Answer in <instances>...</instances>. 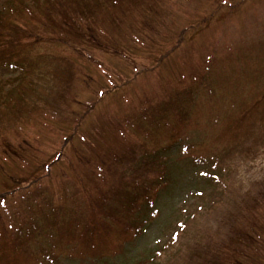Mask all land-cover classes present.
I'll list each match as a JSON object with an SVG mask.
<instances>
[{
    "label": "trees",
    "instance_id": "trees-1",
    "mask_svg": "<svg viewBox=\"0 0 264 264\" xmlns=\"http://www.w3.org/2000/svg\"><path fill=\"white\" fill-rule=\"evenodd\" d=\"M145 1L6 0L0 9V68L14 67L19 72L13 78L0 80V118L8 122L4 135L12 133L20 124L31 127L36 117L33 110H39L40 104L45 107L53 105L52 93H42L67 92L66 86L77 77V63L48 52L47 46L62 44L78 59L89 57L93 47L90 42L106 40L109 34L119 35L126 16L119 18V12L130 5L128 10L140 17L136 10L147 5L153 7L152 3ZM151 1L161 2L162 8L170 0ZM189 1L184 3L187 5ZM102 9L109 10L117 18L103 15ZM166 13L167 7L164 14L155 11L153 24L143 23L142 30L150 31L145 32V38L146 34L159 31L157 28L164 23L161 20ZM103 17L105 20H101ZM256 42L252 47L243 44L244 53L264 48V41ZM114 54L117 55L115 50ZM217 66L222 71L226 64L221 61ZM61 80H66L64 86L58 87ZM217 83L218 79L196 76L190 82L191 86L187 84L184 90L175 92L170 89L173 93L164 100L133 108L132 113L139 112L129 113L124 118L131 117L126 123L129 132L116 118L106 120L104 124L111 126L104 131L100 129L105 149L96 142L88 150L81 151L83 165L88 167V172L85 171L77 186L70 182L71 189L63 183L61 187L65 191L69 188L70 192L58 197L57 205L43 191L35 194L42 198L40 204L30 197L36 211L29 206L18 214L12 213L15 218L19 217V228H11L5 243L0 246V264H18L19 261L36 258L38 254L25 251L21 240L22 232L29 226L36 231L35 236L39 235L38 232L41 235L46 232L49 240L71 238V243L83 241L91 249L97 248L101 241L107 243V239L116 233L122 241L114 252L122 254L123 244L141 235L143 229L162 214L156 204L175 183L171 170L174 164L169 161L173 156L168 154V149H171L169 143L173 145L191 139V132L197 130L198 125L205 133L201 154L186 159L190 161L188 169L180 172L188 173L187 183L195 178L212 180L222 190L207 207L209 211L203 220L199 219L200 213L186 211L184 221L164 245L129 264H259L264 260V175L247 180L238 175L242 165L257 161L264 150V96L261 98V92L249 93L251 99L259 96V100L248 105L247 94L243 96L240 92L245 87H240L227 100L217 98L214 101L215 92L211 86ZM258 90L264 92V84L260 86L258 82ZM238 95L239 99L235 97ZM32 97L39 101L31 100ZM204 99L206 103L216 105L217 111H220L219 103L227 105V110L229 104L231 107L221 122L207 119L212 120V128L204 123L203 116L207 115L201 108ZM237 114L239 116L236 117ZM164 123H169V126L162 127ZM4 124L0 122V128ZM1 131L3 129L0 136ZM169 132L168 142L159 145V136ZM206 141L211 146L208 150ZM2 147L0 143V149ZM186 149H193V145H186L183 150ZM179 159L175 158L176 163ZM180 182L175 186H185L189 193L193 184ZM88 189H92L93 194ZM45 250L43 258L40 257L41 263L57 264L53 249ZM93 256H100V252H94Z\"/></svg>",
    "mask_w": 264,
    "mask_h": 264
},
{
    "label": "rangeland",
    "instance_id": "rangeland-1",
    "mask_svg": "<svg viewBox=\"0 0 264 264\" xmlns=\"http://www.w3.org/2000/svg\"><path fill=\"white\" fill-rule=\"evenodd\" d=\"M4 1L0 0V8ZM145 2L152 3L153 7L148 8L150 5H147V7L136 10L141 21L151 18L154 21V11L164 14L167 7V13L161 20L164 23L157 28L160 32L154 31L153 34H146L145 38V32L150 31L142 30L140 22L135 24L138 19L133 20V14L129 15V5L125 11L121 10L124 13L120 11L118 15L119 18L126 15L123 17L120 28L122 32L115 36L109 34L106 40L99 39L90 42L93 44V47L90 48L91 56L86 55L78 59L62 44L46 47L48 52L68 57L76 62L78 75L66 86L67 92L42 93L44 95L52 93L54 96V99L51 98L54 100L52 110L59 113L60 117L55 113L53 115L57 118L52 116L46 118L43 115L44 120H41L38 128L35 130L24 128V130L31 131L33 139L38 140L36 142L40 147L38 154H31L32 146L30 150H26L23 139L14 147V152L12 146L6 144L9 140L0 141L3 145L0 152L4 154V159L0 156V246L5 243V238L11 228L12 230L19 228V217L15 218V214L10 215V213L29 206L33 207V211H36V206H33V201L30 200L31 192H43V186L50 193L47 195L54 198L55 205L59 203L55 199L60 192L57 174L64 175V177L73 174V170H69L71 169L69 168L70 164L78 161L80 157L79 150L75 148L76 143L82 145L78 140L75 141L76 135L72 134L74 130L73 115L84 116L85 110L89 109L90 105L86 106L89 102L94 104V107L91 112L86 114L88 118L86 124L85 117L83 118L85 126L81 125L80 127L83 132L85 130L89 132L92 127H102L104 120L99 116L100 114L112 111L116 117H120L132 113L133 108L144 103L155 104L157 101L164 100L167 95H171L173 92L170 89L175 92H178L177 88H180L179 91L184 90V87L189 85L196 76H199L200 79H218L217 84L210 85L212 92H215L212 97L214 101L217 98L227 100L240 87H245L240 92H243V96L247 94V99L246 97L245 99L246 103H249L248 105L259 100V96L251 99L249 93L261 92V98L264 96V92L258 90V82L260 86L264 84V48L259 47L248 53H244L243 49V44L252 47V44L257 43L256 40L264 41V0H190L188 3L186 2L187 5L184 3L185 0H170L162 8L161 2H152L151 0ZM102 10H104L103 15L105 16H115V14H110L109 10ZM105 18L103 17L101 20H105ZM130 31L133 33L128 38L127 32ZM113 49L117 55L114 54ZM93 59H95L94 63ZM216 60L225 62L226 67L222 71L217 66ZM14 73V70L10 68H2L0 69V79L13 77ZM236 79H238L237 83ZM65 81H59L57 86L63 87ZM253 81L255 84L249 88ZM202 92L207 91L202 90ZM235 97L240 98L239 95ZM31 100L36 101L34 97ZM201 108L207 114L205 116L215 115L217 112L221 117L231 109L230 104L227 110V105L219 103L220 111H217L216 105L206 103L205 99L201 102ZM12 115L15 114L12 113ZM65 116L67 119L64 120ZM96 116L98 120H95ZM212 120L205 122L209 128H212ZM0 122L1 124L5 123L0 128V130L3 129L0 137L4 138L6 133L4 128L8 122L1 118ZM42 122L44 123L42 124ZM145 125L149 126L147 123ZM163 126L168 127L169 123H164ZM233 132L234 130L231 131V133ZM191 133L195 142H200V140H195L198 135H202L201 141L204 140L205 133L201 134L199 125L198 129ZM163 134L165 136H159V145H165L169 140L170 132ZM14 135L16 134L14 133ZM91 136L92 139H95L93 133ZM11 142L16 141L13 139ZM149 143L153 142L149 141ZM154 144L158 143L154 141ZM63 145L60 162L44 166L46 161L53 159L59 153L58 147ZM202 145L203 141L201 147ZM169 146L171 149H168V154L173 155L169 157V161H173L174 164L171 170L175 183L162 194L156 204L162 213L160 219L162 223L158 224L155 230L154 226L146 236L144 234L134 241L131 239L126 241V249L123 253L116 254L114 252L116 249L111 244L117 236L108 238L107 243L101 241L95 249L87 246L88 248L85 247L87 251L68 252L69 248L65 243L69 240L62 239L60 241L55 238H53L54 241L49 240L46 232L42 235L41 232H38L39 235L35 236L36 231L34 232L33 227L29 226L22 232L21 240L25 251L38 255L31 260L19 261L18 264H43L41 263L43 262V252L39 254L42 249H46L45 251L53 249L54 254L57 255V264H129L138 258L149 256L153 250L161 247L162 242H166L169 230L175 221L178 222L182 217L183 211L181 214H177L179 207L185 208L189 213H200L199 219L203 220L209 211L207 207L218 198L219 190L222 188L212 180L207 181L200 178L191 179L187 183L188 173L180 171L188 169L190 161L179 159L176 163L175 158L176 154L179 155V145L178 143L173 145L169 143ZM205 146L206 150L211 147L208 141L205 142ZM259 156L257 161L242 165L238 175L244 180L264 175V150ZM80 168L82 172L79 175L73 174V185L76 186L81 180L82 173L88 172V167L85 164L80 165ZM179 172L181 173L180 177ZM179 181L186 185L193 184L191 191L188 193L185 186L183 188L175 186ZM49 183L52 186L49 187ZM196 189L200 190L198 195L195 192ZM87 196L89 197L88 192ZM160 202L161 206H159ZM36 203L40 204L41 202ZM211 225L213 226V223ZM157 237H160L161 243L156 241ZM97 251L100 252V256H93V253ZM259 264H264V260H260Z\"/></svg>",
    "mask_w": 264,
    "mask_h": 264
}]
</instances>
